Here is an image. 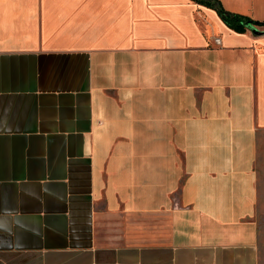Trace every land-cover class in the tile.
Returning a JSON list of instances; mask_svg holds the SVG:
<instances>
[{
    "label": "crops",
    "instance_id": "crops-1",
    "mask_svg": "<svg viewBox=\"0 0 264 264\" xmlns=\"http://www.w3.org/2000/svg\"><path fill=\"white\" fill-rule=\"evenodd\" d=\"M263 203L264 26L0 0V264H262Z\"/></svg>",
    "mask_w": 264,
    "mask_h": 264
},
{
    "label": "trees",
    "instance_id": "trees-1",
    "mask_svg": "<svg viewBox=\"0 0 264 264\" xmlns=\"http://www.w3.org/2000/svg\"><path fill=\"white\" fill-rule=\"evenodd\" d=\"M200 5L206 6L208 8L214 9L222 21L229 26L231 29L243 32L245 27L250 24H256L260 26H264V23L256 22L246 16L233 14L224 9L221 2L219 0H192Z\"/></svg>",
    "mask_w": 264,
    "mask_h": 264
},
{
    "label": "rangeland",
    "instance_id": "rangeland-1",
    "mask_svg": "<svg viewBox=\"0 0 264 264\" xmlns=\"http://www.w3.org/2000/svg\"><path fill=\"white\" fill-rule=\"evenodd\" d=\"M256 220L258 221L262 230V241H263L262 264H264V203L259 207V209L256 212Z\"/></svg>",
    "mask_w": 264,
    "mask_h": 264
},
{
    "label": "built area",
    "instance_id": "built-area-1",
    "mask_svg": "<svg viewBox=\"0 0 264 264\" xmlns=\"http://www.w3.org/2000/svg\"><path fill=\"white\" fill-rule=\"evenodd\" d=\"M217 42L219 43L220 41H219V40H217Z\"/></svg>",
    "mask_w": 264,
    "mask_h": 264
}]
</instances>
